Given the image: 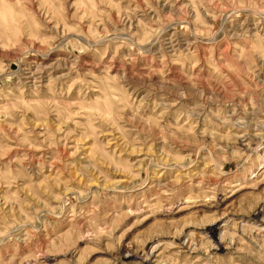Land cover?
<instances>
[{"label":"rangeland","instance_id":"1","mask_svg":"<svg viewBox=\"0 0 264 264\" xmlns=\"http://www.w3.org/2000/svg\"><path fill=\"white\" fill-rule=\"evenodd\" d=\"M0 264H264V0H0Z\"/></svg>","mask_w":264,"mask_h":264},{"label":"bare ground","instance_id":"2","mask_svg":"<svg viewBox=\"0 0 264 264\" xmlns=\"http://www.w3.org/2000/svg\"><path fill=\"white\" fill-rule=\"evenodd\" d=\"M30 72V71H29ZM32 74H34V73H32ZM30 77V76H29Z\"/></svg>","mask_w":264,"mask_h":264}]
</instances>
